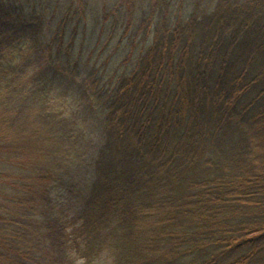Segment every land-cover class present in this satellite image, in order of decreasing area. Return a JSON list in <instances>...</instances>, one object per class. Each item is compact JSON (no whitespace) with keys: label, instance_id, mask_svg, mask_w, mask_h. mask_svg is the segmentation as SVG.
I'll return each mask as SVG.
<instances>
[{"label":"trees","instance_id":"trees-1","mask_svg":"<svg viewBox=\"0 0 264 264\" xmlns=\"http://www.w3.org/2000/svg\"><path fill=\"white\" fill-rule=\"evenodd\" d=\"M58 2L0 0V264H264V0L158 11L110 81Z\"/></svg>","mask_w":264,"mask_h":264},{"label":"rangeland","instance_id":"rangeland-1","mask_svg":"<svg viewBox=\"0 0 264 264\" xmlns=\"http://www.w3.org/2000/svg\"><path fill=\"white\" fill-rule=\"evenodd\" d=\"M132 2L135 9V18L132 21L133 24L128 25L124 15L131 1L127 3L125 0H89L92 9L88 7L87 10H90L91 15L87 19L88 27L86 31L83 30L81 37L86 45L87 56H92L91 62L95 65L97 74H103V80L110 81L114 77L129 73L133 69L144 32L147 28L150 29L149 25H154L158 21L160 12L167 11V14L173 15L182 12L184 15H189L195 7L200 8L201 11L212 9L217 0H199V3L197 0H132ZM67 6V0H59L57 22H65L62 11ZM154 7H156L155 11H153ZM97 12H106L107 21H104L105 15L99 21H95L94 15ZM142 18L146 20V23L143 25V32L137 36L135 29ZM129 26L131 27L126 33V28ZM133 42L137 45L135 52L125 60L126 53L131 50ZM60 101L65 103L67 108L80 105V101L76 98L73 103L71 94Z\"/></svg>","mask_w":264,"mask_h":264}]
</instances>
